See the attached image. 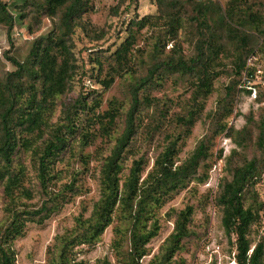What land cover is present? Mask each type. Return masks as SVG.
Masks as SVG:
<instances>
[{"label": "rangeland", "instance_id": "rangeland-1", "mask_svg": "<svg viewBox=\"0 0 264 264\" xmlns=\"http://www.w3.org/2000/svg\"><path fill=\"white\" fill-rule=\"evenodd\" d=\"M2 1L14 16V27L9 33L8 27L0 23V79L16 69L8 56L24 63L26 71L31 69L34 49L49 32L59 31L64 12L62 7L55 16H50L47 0ZM232 2L236 19H243V23L238 25L235 36L222 32L218 39L226 38V42L216 63L219 73L210 95L196 97L198 72L169 69L161 70L156 82L142 92L143 97L152 101L139 112L138 129L122 163L121 187L135 159L143 158L142 179L147 176L175 138L170 135H182L175 166L184 164L202 141L209 146V154L185 185L171 192L157 210L160 229L145 245L146 253L139 259L140 264H238L236 237L230 238L225 233L218 196L222 183L232 178L235 166L257 158L264 167V0H212L208 4L209 22L220 18ZM196 8L186 0H88L86 11L76 18L67 37L75 64L69 87L65 93L53 94L43 108L48 126L45 138L51 139L52 132L67 123L69 112L74 113L77 134L69 136L68 147L54 159L47 188H42L38 177L37 156L22 149L15 155L14 167L24 166V186L32 192L31 198L17 197V207L38 208L50 197L59 201V207L47 220L27 222L23 234L13 241L15 264L52 263L65 243L75 241L82 231V222L91 217L102 197V167L125 126L132 86L156 60L180 57L188 60L195 56L202 29L197 21L190 20L196 15ZM170 12L180 14L183 21L177 35L172 37L165 26ZM144 16L152 17L154 24L139 30L132 21ZM130 31L135 33V43L125 63H119L115 53ZM203 31L211 32L207 26ZM252 53L247 66L253 68V75L248 77L244 71L238 74L240 60ZM25 75L27 79L32 77L28 72ZM110 75L115 76L114 83L105 88L101 81ZM85 96L86 105H77ZM114 101L120 108V116L112 133L105 135L94 113L105 112ZM193 109L199 114L192 127L177 122V117ZM225 124L227 129L222 131ZM86 130L94 133L89 144L84 143L80 134ZM10 202L0 186V227L10 220L9 210L13 208ZM245 204L260 212L249 234L252 250L264 239V172L254 187L246 191ZM189 206L193 208L187 226L189 234L182 240V247L164 260L177 215ZM114 213L112 224L95 243L75 242L70 246L76 264H98L103 259L115 264L129 263V225L121 219L119 211Z\"/></svg>", "mask_w": 264, "mask_h": 264}, {"label": "trees", "instance_id": "trees-1", "mask_svg": "<svg viewBox=\"0 0 264 264\" xmlns=\"http://www.w3.org/2000/svg\"><path fill=\"white\" fill-rule=\"evenodd\" d=\"M186 1L198 6L196 15L191 16L190 20L197 21L202 28L195 56L188 60L182 57L156 60L148 68L147 73L139 77L132 86L131 104L126 112L125 126L116 138V143L102 167V197L95 204L91 217L82 222V231L78 233L75 241L65 243L57 259L49 264H76L71 257L70 246L76 243H95L112 224L115 211H119L121 219L129 225L130 261L128 264H140L139 259L146 253L145 245L157 235L160 229L156 217L157 210L162 207L171 192L185 185L189 177L197 171L201 161L208 157L209 146L202 141L184 164L175 166L174 158L182 135H170V138H175L170 140L147 176L142 179L145 170L143 158L135 159L123 187L120 186L123 159L136 135L139 112L144 104H150L152 101L149 97H143V90L156 82L161 70L169 69L183 73L198 72L196 97L209 96L212 93L213 80L219 73L216 63L226 42V38L222 41L218 39L223 36L222 32L235 36L239 31L238 25L243 23V19L239 21L236 19L233 2L221 13L220 18L209 22L211 7H208V4L212 0ZM87 4L88 0H47L50 16H55L62 7L64 8L59 31L52 30L39 41L33 51V62L29 71L25 70L24 63L14 56H8L16 69L4 79H0V186L3 187L6 196L11 199L10 206L13 207L9 210L8 224L0 227V264H15L12 244L18 236L23 234L27 222L42 223L59 207L57 197H50L38 208L17 207L15 202L17 197L22 195L31 198L32 192L24 186L26 175L24 166L16 169L14 159L20 149L26 152L31 151L34 156H37L38 177L42 188H47L51 180L50 172L54 159L68 147L69 136L77 134L74 113L69 112L66 114L67 123L55 129L51 139L45 138L48 126L44 121L43 108L50 103L53 94L65 93L69 87L75 72V64L67 37L73 31L76 18L86 11ZM151 19L152 17L144 16L132 21V24L140 30L148 24H154ZM165 21L166 30L171 37L177 35L178 30L183 26L180 14L174 15L170 12ZM0 23L5 24L8 32L11 33L14 27V16L8 4L2 0H0ZM205 26L209 28L210 33L203 31ZM129 34L115 53L119 63H125L135 43L134 31H130ZM251 55L253 53L246 54L240 60L238 74L244 71L248 77L253 75V68L247 66ZM25 72L32 77L27 79ZM114 80L115 76L110 75L101 83L105 88H109ZM86 98V96L83 97L76 104L84 107L87 103ZM97 106H100V103ZM198 114L197 109L189 110L187 115L177 117V122L188 128L192 127ZM119 116L120 108L115 101L105 112L98 115L94 113L105 135L112 133ZM226 129V124L221 126L222 131ZM80 134L86 144L94 138V133L88 130ZM259 144L263 146V140H260ZM263 172L264 167L257 158L246 160L243 164L235 166L232 178L222 183L218 196V203L223 211L222 225L225 233L230 238L233 235L236 237L238 264H264V239L256 243L251 250L252 244L249 238L251 226L259 220L260 212L254 206L245 204L246 191L254 187L257 178ZM192 213L191 206L178 213L174 232L168 239L164 260L170 259L182 247V240L189 234L187 226ZM120 241H117L119 245ZM98 264L115 263L103 259Z\"/></svg>", "mask_w": 264, "mask_h": 264}]
</instances>
